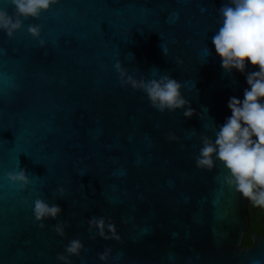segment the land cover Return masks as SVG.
<instances>
[{
  "label": "water",
  "instance_id": "95a60500",
  "mask_svg": "<svg viewBox=\"0 0 264 264\" xmlns=\"http://www.w3.org/2000/svg\"><path fill=\"white\" fill-rule=\"evenodd\" d=\"M221 3L59 0L12 39L0 32V264H58L74 238L84 247L71 264H101L106 247L108 264H264L263 235L242 245L248 201L223 184L219 163L195 166L201 135H214L231 115L229 98L247 87L211 45ZM34 23L44 47L27 33ZM117 60L136 78L180 81L197 114L150 107L120 86ZM19 169L27 188L4 179ZM60 186L63 198L53 199ZM38 197L62 209L44 229L32 215ZM99 216L115 223L119 241L90 238L88 220Z\"/></svg>",
  "mask_w": 264,
  "mask_h": 264
},
{
  "label": "clouds",
  "instance_id": "9594fccd",
  "mask_svg": "<svg viewBox=\"0 0 264 264\" xmlns=\"http://www.w3.org/2000/svg\"><path fill=\"white\" fill-rule=\"evenodd\" d=\"M8 7L0 8V32L8 39L24 27L26 20H38L42 13L49 12L59 0H6ZM178 15V14H176ZM218 27L211 36V45L220 60L224 72L234 70L244 75L247 87L243 97L229 98L227 108L231 115L223 124L216 125L213 136L201 135L195 166L212 170L219 163L224 170L222 182L237 192L241 198L253 206L264 209V0H222L218 9ZM41 25L29 24L27 33L44 47ZM205 53L210 55L208 45ZM164 55L166 52L163 50ZM114 70L121 87H130L142 92L150 107L160 113L183 110L188 119L195 113L188 99L182 94V84L167 74L146 78H136L129 74L117 60ZM204 119L205 114H198ZM191 131V135H196ZM169 140H175V133L169 132ZM4 179L12 185L27 188L30 183L24 169L9 171ZM65 189L60 186L53 192V199L63 198ZM62 209L47 199L33 201L32 215L40 229L45 221L57 220ZM66 223L57 221L53 226L56 235H65ZM88 230L105 241H119L115 223L103 216L88 220ZM84 245L78 238L70 240L63 253L56 255L58 264H71L72 257H79ZM112 249L106 247L98 254L101 264H108Z\"/></svg>",
  "mask_w": 264,
  "mask_h": 264
},
{
  "label": "flooded vegetation",
  "instance_id": "af4514ba",
  "mask_svg": "<svg viewBox=\"0 0 264 264\" xmlns=\"http://www.w3.org/2000/svg\"><path fill=\"white\" fill-rule=\"evenodd\" d=\"M248 213L250 216V228L249 231L245 234L244 238L245 237L248 238L250 243L243 246H249L252 244L250 239L251 234H258L264 236V225H263L264 209L255 207L248 201Z\"/></svg>",
  "mask_w": 264,
  "mask_h": 264
},
{
  "label": "trees",
  "instance_id": "16d2710c",
  "mask_svg": "<svg viewBox=\"0 0 264 264\" xmlns=\"http://www.w3.org/2000/svg\"><path fill=\"white\" fill-rule=\"evenodd\" d=\"M248 243H250V241H249L248 238L245 237L244 240H243V242H242V245H246Z\"/></svg>",
  "mask_w": 264,
  "mask_h": 264
}]
</instances>
